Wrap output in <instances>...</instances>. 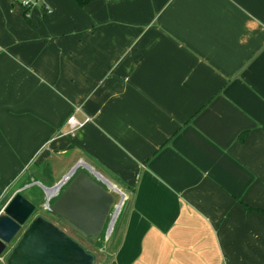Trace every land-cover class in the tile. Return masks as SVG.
<instances>
[{
    "label": "crops",
    "instance_id": "obj_1",
    "mask_svg": "<svg viewBox=\"0 0 264 264\" xmlns=\"http://www.w3.org/2000/svg\"><path fill=\"white\" fill-rule=\"evenodd\" d=\"M44 5L0 0V196L77 167L129 203L105 264H264V0Z\"/></svg>",
    "mask_w": 264,
    "mask_h": 264
},
{
    "label": "water",
    "instance_id": "obj_2",
    "mask_svg": "<svg viewBox=\"0 0 264 264\" xmlns=\"http://www.w3.org/2000/svg\"><path fill=\"white\" fill-rule=\"evenodd\" d=\"M76 170L77 167H74L57 185L51 188L43 187L49 200L65 186L49 210L71 232L83 239H89L100 235L111 217L106 228V235H109L121 209L125 206L113 235L112 245L129 203L125 204L124 194L99 175L95 177L108 188L84 172L76 173ZM35 208L32 202L22 196L20 190L7 202L0 213V255L21 227L27 223ZM92 263L93 256L86 253L64 231L41 217L29 224L7 260V264Z\"/></svg>",
    "mask_w": 264,
    "mask_h": 264
},
{
    "label": "rangeland",
    "instance_id": "obj_3",
    "mask_svg": "<svg viewBox=\"0 0 264 264\" xmlns=\"http://www.w3.org/2000/svg\"><path fill=\"white\" fill-rule=\"evenodd\" d=\"M27 181L23 180V181L13 183V185L9 187L7 193L4 196H2V199L0 200V213H2L7 202L11 199L14 193L20 190L22 196L25 197L27 200L30 199L36 207L35 212L29 218L27 223L21 227L20 231L16 234L13 240L9 244L6 245L5 251L3 252L2 255H0V264H7V260L9 256L11 255L12 251L14 250V248L17 246L18 242L20 241L22 234L28 228L29 224L38 217H41L44 220H47L53 223L60 230L64 231L67 235H69V237H72L71 239H73L79 246H81L86 251V253L93 256L92 264H105V261L107 260V257L109 255V251L114 249V246L113 247L111 246V241H112L116 226L118 224V221L120 219L122 209L109 235H106V228H107L109 219L111 217L108 219L107 225L105 226L103 232L100 235L89 238V239H83L82 237L72 233L69 229H67L64 225H62L59 222L58 217L54 215L53 213H51L49 210V208L54 203L56 198L64 190L65 186L58 192L56 196L48 200L44 193L42 184L36 183V185L28 188L27 184L28 182L31 183V181H28V182ZM97 182H99L103 187L108 188V186L105 185V183H101V181H98V180ZM47 204H48V207H47Z\"/></svg>",
    "mask_w": 264,
    "mask_h": 264
},
{
    "label": "built area",
    "instance_id": "obj_4",
    "mask_svg": "<svg viewBox=\"0 0 264 264\" xmlns=\"http://www.w3.org/2000/svg\"><path fill=\"white\" fill-rule=\"evenodd\" d=\"M14 4L20 6L25 13L27 14L30 10L36 9L38 7H42L44 12L49 13V10L44 5V0H12ZM28 16V15H27ZM89 121L86 118L84 121H78L74 115H71L66 124L68 126V131L66 135H73L77 130H79L85 123ZM2 196H0V200Z\"/></svg>",
    "mask_w": 264,
    "mask_h": 264
},
{
    "label": "trees",
    "instance_id": "obj_5",
    "mask_svg": "<svg viewBox=\"0 0 264 264\" xmlns=\"http://www.w3.org/2000/svg\"><path fill=\"white\" fill-rule=\"evenodd\" d=\"M79 7H84L85 5H87L89 2H91L92 0H73ZM243 139H244V134H241L240 136H239V140L240 141H243ZM114 246V245H113ZM112 246V247H113ZM111 252H113V250H110L109 251V254L111 253Z\"/></svg>",
    "mask_w": 264,
    "mask_h": 264
},
{
    "label": "flooded vegetation",
    "instance_id": "obj_6",
    "mask_svg": "<svg viewBox=\"0 0 264 264\" xmlns=\"http://www.w3.org/2000/svg\"><path fill=\"white\" fill-rule=\"evenodd\" d=\"M73 233V232H72ZM75 234V233H74ZM72 238V237H71Z\"/></svg>",
    "mask_w": 264,
    "mask_h": 264
}]
</instances>
